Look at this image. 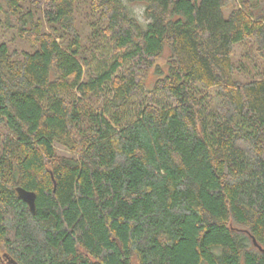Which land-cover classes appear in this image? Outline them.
Listing matches in <instances>:
<instances>
[{"label":"trees","instance_id":"obj_1","mask_svg":"<svg viewBox=\"0 0 264 264\" xmlns=\"http://www.w3.org/2000/svg\"><path fill=\"white\" fill-rule=\"evenodd\" d=\"M79 1L0 0V255L264 264V0Z\"/></svg>","mask_w":264,"mask_h":264},{"label":"rangeland","instance_id":"obj_2","mask_svg":"<svg viewBox=\"0 0 264 264\" xmlns=\"http://www.w3.org/2000/svg\"><path fill=\"white\" fill-rule=\"evenodd\" d=\"M79 4L80 5L77 7V12H76V24H77L79 31H81L83 38L85 39L91 34V28L88 22L90 20H93L94 16H92V14L90 13V10L88 9L87 4L84 2V0H80ZM129 5L132 8V11L134 12V14H137V15L142 14L143 6L141 3L132 2ZM43 22H44L43 23L44 29L49 30L47 23H45L44 20ZM0 42L6 43L9 50L11 51H17V52L32 51V47L30 43L27 40L20 37L17 34L16 30H14L12 27H8L4 23V17H1L0 19ZM158 63L160 65H164V59L163 58L160 59ZM154 79H155V76L153 73H151L145 82L147 88L150 89L152 87V83ZM143 94L145 93L143 92ZM3 133H4V130L0 127V149H1V141L3 138ZM55 147L59 154L68 155V152L61 146L55 145Z\"/></svg>","mask_w":264,"mask_h":264},{"label":"water","instance_id":"obj_3","mask_svg":"<svg viewBox=\"0 0 264 264\" xmlns=\"http://www.w3.org/2000/svg\"><path fill=\"white\" fill-rule=\"evenodd\" d=\"M16 192L19 198H21L28 206L30 211L32 213L35 212V198L36 195L33 191L24 189L23 187H16ZM7 264H18L16 261H14L11 257H9L7 254L3 253L0 255Z\"/></svg>","mask_w":264,"mask_h":264}]
</instances>
